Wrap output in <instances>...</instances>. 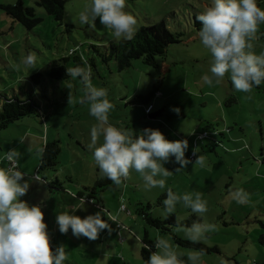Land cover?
Returning <instances> with one entry per match:
<instances>
[{
    "label": "rangeland",
    "instance_id": "1",
    "mask_svg": "<svg viewBox=\"0 0 264 264\" xmlns=\"http://www.w3.org/2000/svg\"><path fill=\"white\" fill-rule=\"evenodd\" d=\"M18 1L0 0V110L6 97L24 99L31 93L40 102L44 119L26 116L0 131V167L8 166L4 156L9 149L20 152L18 170L30 184L28 193L20 199L41 207L53 251L61 245L65 247L67 259L63 264H144L141 249L146 232L152 240H167L171 248L175 246L173 233L190 240L185 227L165 233L149 226L137 213L141 203H151L153 216L166 218L168 213L156 202L168 188L180 196L199 192L206 201L207 211L200 218L214 224L215 229L206 232L199 242L218 247L220 253L203 254L197 264L264 261V81L253 86L251 92L235 90L230 74H225L219 84L204 82L205 75L211 76L213 57L201 43L194 21L212 6L213 0H125L124 11L137 20L134 34L141 26L164 20L171 32L183 35L182 42L169 47L160 68L135 60L131 68L118 72L114 64L107 66L98 60L99 75L91 84L107 91L113 105L108 123L130 132L133 139L148 128L158 129L170 141L187 139L185 158L191 160L193 149L199 147L198 155L205 157V164L194 166L195 157L193 163L176 172L180 165L175 163V157L170 158L164 167L171 174L155 177L165 180L164 188L146 187L141 175L130 170L129 177L118 187L112 183L99 192L103 203L95 200V204L87 200L81 204L77 195L104 177L95 162L94 149L89 148L91 128L97 121L90 115V105L80 103L85 96L83 83L72 77L56 80L50 72L54 66L64 64L63 58L78 47L84 54L89 44L125 39H116L98 18L80 23L78 13L91 0H69L61 23L38 5L40 0H22L41 19L32 30L5 11L4 7ZM256 2L264 10V0ZM251 43L256 55L264 53V23L258 25L256 39ZM30 53L35 57L33 66L21 62ZM36 74L42 75L40 85L32 81ZM150 106L152 111L146 114ZM156 113L160 115L152 118ZM205 132L208 137L200 139ZM56 140L61 148L57 166L40 171L46 144ZM102 143L100 136L96 146ZM37 175L43 183L34 180ZM44 177L58 178L66 191L49 189ZM237 189L246 195L243 204L229 194ZM102 209L117 216L120 226L102 213L111 231L103 230L95 241L76 238L71 229L67 234L59 231L58 214L68 212L85 218ZM174 213L181 220L197 217L182 202ZM180 250L197 252L182 247Z\"/></svg>",
    "mask_w": 264,
    "mask_h": 264
},
{
    "label": "clouds",
    "instance_id": "2",
    "mask_svg": "<svg viewBox=\"0 0 264 264\" xmlns=\"http://www.w3.org/2000/svg\"><path fill=\"white\" fill-rule=\"evenodd\" d=\"M124 9L125 0H91L78 13V19L80 23L87 24L98 18L100 24L109 29L116 39L131 40L137 20ZM196 20L202 24L199 30L200 41L213 57L211 76L203 77L205 83L212 85L215 81L219 84L225 74H230L235 90L251 92L253 86H259L264 81V53L256 55L251 43L256 39L258 25L264 23V10L257 6L256 0H213L212 6L197 15ZM21 62L33 66L35 57L30 53ZM67 73L72 78L80 77L85 85V96L80 103L87 102L90 105V115L97 121L91 128L89 148L94 149L93 156L100 173L117 187L122 183V178L126 180L130 170L134 169L141 175L146 187L164 188L165 180H157L155 177H167L171 174L164 167L170 158L175 157V163L180 165L176 172L193 163L185 158L189 147L187 139L170 141L161 131L151 128L142 130L133 139L130 132L110 125L108 113L113 105L107 99L105 89L92 86L90 66L88 69L68 68ZM71 102L70 94L69 104ZM174 111L179 113L180 110ZM100 136L103 137V143L97 147ZM198 152L199 147L193 149L196 157L194 166L203 167L205 157L198 155ZM19 157L17 149H9L4 156L8 166L0 167V264H63L67 259L65 247L61 245L53 251L41 207L30 206L20 199L28 193L30 184L18 170ZM34 180L43 183L39 175ZM229 194L237 203L246 202L243 190L237 189ZM120 199L123 209V197ZM181 202L197 214L198 218L207 211L206 201L202 200L201 193H185L180 196L174 194L171 188H168L167 198L163 200L162 206L168 214H173L176 205ZM91 203L96 202L92 200ZM81 204H85L84 198H81ZM102 213L107 215L108 220L117 223V216L107 213L106 209L85 218L68 212L60 213L56 217V223L61 234H67L71 229L76 238L85 237L95 241L103 230L111 231L109 223L102 218ZM176 227L178 230L181 228L179 216L176 217ZM214 229V224L198 219L183 230L188 239L197 242L206 232ZM143 248L151 253L145 264H185L163 238L155 241L157 251L152 252L146 244H143ZM203 254V250L192 253L188 256V261L190 264H197Z\"/></svg>",
    "mask_w": 264,
    "mask_h": 264
},
{
    "label": "trees",
    "instance_id": "3",
    "mask_svg": "<svg viewBox=\"0 0 264 264\" xmlns=\"http://www.w3.org/2000/svg\"><path fill=\"white\" fill-rule=\"evenodd\" d=\"M68 1L69 0H40L38 5L43 8V10H45V12L56 22L61 23L65 18L66 4ZM256 3L260 8L259 2ZM4 8L6 13L11 16V18L19 21L28 30L34 29L41 22V19L37 17L34 8L26 7L22 0L18 1V3L15 5H10ZM194 23L199 30L202 28L201 22L195 20ZM182 35L183 34H175L171 32L164 20L149 26H141L131 40H111L110 43L104 45L89 44L87 47V52L84 54L81 52V48L78 47L77 50L71 51L68 57L63 58L64 64L60 66L56 65L51 69L50 76L56 80L64 81L70 78L67 73L68 68L81 67L88 69L90 66V82H92L93 79L99 75L98 60H101L102 63L107 66L114 64L118 72H123L131 68L132 63L135 60H141L145 65L160 68V63L165 61L169 47L182 42ZM68 62L70 63V66ZM41 78V74H36L32 76V81L34 84L40 85ZM76 78L81 82L80 77ZM149 113L146 111V114ZM31 115L44 119L41 104L33 94L27 93L24 99H20L16 96L13 98L6 97L0 110V131L7 128L8 125ZM204 134L207 133L205 132ZM59 144L60 142L58 140L46 144L39 167L40 171L48 168L54 169L57 166L58 156L61 152ZM44 180L49 189L51 188L59 189L60 191H66L63 183L60 182L58 178L51 180L49 177H44ZM122 182H125V179L122 178ZM112 183L113 182L107 179V177H101L96 181V185L94 187H84V191L79 192L77 196L78 198H84L89 202L92 200H100L99 192L104 191L107 186L109 187V185ZM166 198L167 193L158 199L156 205L162 206V202ZM100 201L103 203V199ZM141 206L142 208L138 209L137 213L138 215L142 216L149 226L163 230L165 233H172V228H176L177 214H168L164 219L156 218L151 212L153 204L141 203ZM108 213H110L109 210ZM198 219L201 218L195 217L190 220L180 219L181 227H190L192 223ZM172 238L175 244L182 248L195 251L203 250L204 254L220 253L218 247L210 248L199 241L193 242L191 240L180 238L174 233L172 234ZM155 241L156 240L150 239L148 232H146L142 244L148 245L152 252H155L157 251L155 248ZM141 250L142 258L145 264V261L149 260L151 253L147 248H143V246ZM253 264H264V261L254 262Z\"/></svg>",
    "mask_w": 264,
    "mask_h": 264
},
{
    "label": "crops",
    "instance_id": "4",
    "mask_svg": "<svg viewBox=\"0 0 264 264\" xmlns=\"http://www.w3.org/2000/svg\"><path fill=\"white\" fill-rule=\"evenodd\" d=\"M148 235H149V232H148ZM156 238H158V237H156ZM172 246H174V245H172ZM172 250L177 254L179 259H181V260H183L185 262V264H190V262L188 261V256L190 254H192L193 252H189V251H186V250H180V247L178 245H176V244L172 248Z\"/></svg>",
    "mask_w": 264,
    "mask_h": 264
},
{
    "label": "built area",
    "instance_id": "5",
    "mask_svg": "<svg viewBox=\"0 0 264 264\" xmlns=\"http://www.w3.org/2000/svg\"><path fill=\"white\" fill-rule=\"evenodd\" d=\"M151 108H152V107H148V108L146 109L147 113H149V112L151 111ZM205 137H207V134H202V135L200 136V139H201V138H205ZM194 158H195V156L193 155V153H191V154H190V159H191V160H194Z\"/></svg>",
    "mask_w": 264,
    "mask_h": 264
},
{
    "label": "water",
    "instance_id": "6",
    "mask_svg": "<svg viewBox=\"0 0 264 264\" xmlns=\"http://www.w3.org/2000/svg\"><path fill=\"white\" fill-rule=\"evenodd\" d=\"M160 115V113H156V115H154V117H152V118H156V117H158Z\"/></svg>",
    "mask_w": 264,
    "mask_h": 264
}]
</instances>
